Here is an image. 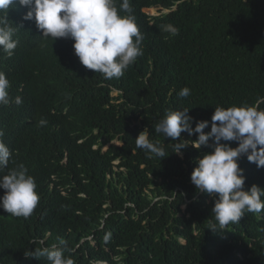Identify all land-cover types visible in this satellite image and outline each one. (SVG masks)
<instances>
[{
  "label": "trees",
  "instance_id": "1",
  "mask_svg": "<svg viewBox=\"0 0 264 264\" xmlns=\"http://www.w3.org/2000/svg\"><path fill=\"white\" fill-rule=\"evenodd\" d=\"M121 4L116 0L118 14L128 15ZM130 7L144 37L142 55L122 77L106 79L112 84L102 83L101 73L94 72V78L69 61V74L84 91L79 93L83 100L76 99L67 128L40 135L28 152L40 200L28 218L0 210V264H49L29 252L61 240L72 249L65 255L76 259L74 264L90 259L112 264H264V215L247 212L240 232L232 231L231 223L225 230L208 229L210 222L216 223L211 210L217 195L197 191L190 174L211 147L189 145L177 155L174 144L194 141L197 134L182 132L173 141L154 130L172 110L189 109L193 128L197 121L210 122L216 107L264 110V0H130ZM150 7L159 14L143 11ZM11 14H6L8 22ZM169 24L178 34L164 31ZM17 36L25 38L23 33ZM16 57L14 52L11 59ZM2 69L13 84L23 82L15 67ZM34 78L37 86L26 100L31 105L45 87L41 77ZM184 87L190 95L179 97ZM113 89L119 91L116 96H111ZM10 104L0 105V115L14 123L22 114ZM142 131L151 142H160L166 157L137 148L135 138ZM208 131L210 123L204 129ZM6 137L18 151L16 161H22L26 142L11 131ZM238 165L244 190L264 174V167L257 168L246 155ZM63 185L65 196L56 193ZM76 209L84 215H76ZM81 237L89 239L75 250Z\"/></svg>",
  "mask_w": 264,
  "mask_h": 264
},
{
  "label": "clouds",
  "instance_id": "2",
  "mask_svg": "<svg viewBox=\"0 0 264 264\" xmlns=\"http://www.w3.org/2000/svg\"><path fill=\"white\" fill-rule=\"evenodd\" d=\"M118 1L122 3L120 10L128 15L118 14L116 0H0V53L4 55L0 59V105L12 102L10 106L22 114V118L14 123H10L6 115H0V210L3 213L28 218L39 203L36 189L40 187L32 174L35 164L28 152L38 144L40 135L44 137L53 134L56 128H67L66 117L75 108L76 99L83 100L79 93L84 91L69 74V61H74L84 73L94 78V72L101 73L102 83L112 84L106 79L122 77L142 55L144 37L130 14V0ZM150 8L159 14L157 8ZM145 9L148 8L143 11ZM8 12H12L9 22ZM164 31L178 34V29L171 24L165 25ZM20 33L25 35L24 40L18 39ZM14 52L17 53L15 60L11 59ZM3 66L15 67L23 82L13 84ZM37 76L42 78L45 87L37 98L32 99L31 105L26 100L30 98L31 89L37 86L34 78ZM118 92L113 89L111 96ZM189 95L188 87L178 93L179 97ZM188 112L187 108L167 112L154 130L173 141H177L182 132L189 136L197 134L194 141L180 140L174 144L177 155H182L181 150L189 145L195 149L211 147V151L196 160L190 181L197 191L217 195L211 210L216 223L210 222L208 229L225 230L231 223L232 231L240 232L247 212L259 217L264 215V174L244 190L245 177L238 165L240 156L246 155L257 168L264 167V110L250 105L216 107L210 122L197 121L194 128L191 126L194 118ZM209 123L210 131L205 133ZM46 125L52 128L44 130ZM7 131L26 142L22 161H16L18 151L8 141ZM221 141L236 142L237 146L231 147ZM110 143L105 144L103 150L106 145L108 149ZM135 143L137 148L160 159L166 157L160 142H151L145 131L138 134ZM56 193L65 196V186H59ZM107 203L103 207H107ZM74 213L84 215L81 209ZM87 239L81 237L75 250ZM109 239L110 234H106L105 243ZM71 251L61 240L58 245L37 248L28 256L44 257L49 264L77 263L76 259L65 255ZM88 264L112 263L90 259Z\"/></svg>",
  "mask_w": 264,
  "mask_h": 264
},
{
  "label": "rangeland",
  "instance_id": "3",
  "mask_svg": "<svg viewBox=\"0 0 264 264\" xmlns=\"http://www.w3.org/2000/svg\"><path fill=\"white\" fill-rule=\"evenodd\" d=\"M144 11L150 15H156L157 14V11H155V9H152V8L145 9ZM113 95H116V94H113ZM114 143L119 144V142H117V141H114ZM104 149H107V145L104 147Z\"/></svg>",
  "mask_w": 264,
  "mask_h": 264
}]
</instances>
